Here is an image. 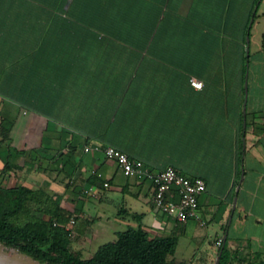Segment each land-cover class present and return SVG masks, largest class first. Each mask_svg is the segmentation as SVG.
Masks as SVG:
<instances>
[{"label":"crops","instance_id":"0c3cea01","mask_svg":"<svg viewBox=\"0 0 264 264\" xmlns=\"http://www.w3.org/2000/svg\"><path fill=\"white\" fill-rule=\"evenodd\" d=\"M82 1L76 0L75 19H68L51 9L62 0H0V123L14 124L0 151L9 145L39 150L44 160L76 147L66 168L62 158L49 171L30 169L40 155L20 158L25 168L12 173L8 186L43 189L64 208L83 212L73 247L84 257L105 244L99 240L114 241L139 226L125 208L143 214L153 237L190 233L209 240L202 260L196 252L182 261L177 251L178 262L214 264L217 241L226 236L241 258L264 256V32L254 52L250 42L246 114L242 78L243 41L264 20V0L260 7L258 0H91L92 19L105 31L98 24L86 33ZM193 78L203 82L202 90ZM107 146L154 170L174 167L203 178L200 214L207 225H182L159 213L152 183L126 177L106 157ZM90 187L100 190L95 216L83 205L92 198L82 189Z\"/></svg>","mask_w":264,"mask_h":264},{"label":"trees","instance_id":"16d2710c","mask_svg":"<svg viewBox=\"0 0 264 264\" xmlns=\"http://www.w3.org/2000/svg\"><path fill=\"white\" fill-rule=\"evenodd\" d=\"M35 1L40 3L56 2L57 4L58 0ZM67 1L62 0L61 5H53L51 9L57 13L66 14L68 19H75L77 16L76 0L65 12L64 6ZM81 9L84 16V33L90 32L98 24L99 30L105 31L104 24L98 23L96 18L92 19L91 0H83ZM97 9L96 7L94 11H98ZM100 9L105 10V6L103 5ZM253 9L250 19L253 15ZM257 14L254 16L255 19ZM249 24L250 22L247 24L246 32L251 31ZM243 43L242 62L244 69L242 78L245 81L248 72L247 63L249 62L251 65L252 61L251 55L249 58L246 55V38ZM13 126L11 120L2 119L0 123V146L5 145L10 140ZM68 151V154L63 153L58 157V159L65 160L63 162L64 168L69 165V159L75 154L76 147H69ZM33 154L40 155L39 158L42 157L39 150L19 151L12 148L11 145L2 148L0 151V158L4 163V168L0 170V244L17 250L21 255L29 257L39 264H186L178 262L177 251L180 243L178 236L153 237L143 227V214L132 212L126 208L123 209L126 216L138 222L139 226L130 227L126 231L118 233L116 240L100 246L92 257H84L73 247L76 240V237L72 236L74 228L68 229L71 219L79 215L80 212L64 208L62 200L50 196L43 189L34 190L22 182H18L14 187L8 186L7 181L12 173L25 168V166H20L17 163L18 160L27 156L32 157ZM35 158L30 169H35V166L38 165L37 169L49 171L51 164L58 161L55 157H43L49 162V165L43 166L44 160ZM221 251L220 264H233L234 262L264 264L262 254H254L250 258H241L237 252H233L229 248L228 240L223 241L219 247V253Z\"/></svg>","mask_w":264,"mask_h":264},{"label":"built area","instance_id":"2783aa9c","mask_svg":"<svg viewBox=\"0 0 264 264\" xmlns=\"http://www.w3.org/2000/svg\"><path fill=\"white\" fill-rule=\"evenodd\" d=\"M192 85L202 90L204 84L193 78ZM86 151H90V148L87 147ZM103 151L109 160L117 163L126 177L145 179L152 183L154 187L153 204L159 213L169 216L182 225L190 221H197L202 226L207 225L206 220L200 214V197L207 191V183L203 178L187 176L174 167H167L160 171L154 170L142 160L132 158L112 146L104 147ZM109 186L108 182L104 183V188ZM82 195L98 199L100 190L95 187L83 188ZM83 215L81 212L74 216L68 229H73L79 216ZM72 236L76 237L75 231H72ZM223 241L224 239H219L217 246L221 247Z\"/></svg>","mask_w":264,"mask_h":264},{"label":"rangeland","instance_id":"374dc122","mask_svg":"<svg viewBox=\"0 0 264 264\" xmlns=\"http://www.w3.org/2000/svg\"><path fill=\"white\" fill-rule=\"evenodd\" d=\"M263 12H264V1H263L262 6L260 7L259 14L261 15ZM263 32H264V20L261 23H258L257 21L252 31V38H251L252 52H254L257 46L261 44ZM1 108L3 110L2 113L5 116L4 105L1 106ZM99 204L100 202L97 199H90L89 202L83 205H85V208L89 216H95L96 215L95 206H98ZM197 230L204 235L208 231L206 227H200L199 225H197ZM208 239H210V241H213L214 238L212 237ZM108 242H111V238L106 237V238H103L102 240H99L98 245L108 243ZM210 249L211 248H210L209 240L202 242L199 239H193V237L189 233L187 236L180 238L178 257L180 260L183 261L184 259L191 258L194 255V253L197 252V258L200 257L202 260L203 257H205V254L202 252L206 250L208 251ZM198 251H199V254H198ZM85 257L88 258L89 254H86ZM0 262L2 264H39L35 262L34 260H32L31 258L21 255L17 250L8 248L2 244H0Z\"/></svg>","mask_w":264,"mask_h":264},{"label":"water","instance_id":"95a60500","mask_svg":"<svg viewBox=\"0 0 264 264\" xmlns=\"http://www.w3.org/2000/svg\"><path fill=\"white\" fill-rule=\"evenodd\" d=\"M70 3H71V0H69L68 3H67V7H66L67 9L69 8ZM260 3H261V0H259L258 6L260 5ZM258 6H256V8H255L253 16L256 15V11L258 9ZM253 22H254V17L251 20V25H252ZM250 42H251L250 36L248 35V37H247V56H248V58L250 56ZM248 66H249V62H248ZM248 79H249V74L247 73V76H246V101H245V106H244V113L245 114H246L247 102H248ZM235 202H237V199L235 200ZM226 240H227V236L225 237V242H226ZM221 256H222V251L219 253L215 264H220ZM0 264H2V263L0 262Z\"/></svg>","mask_w":264,"mask_h":264}]
</instances>
